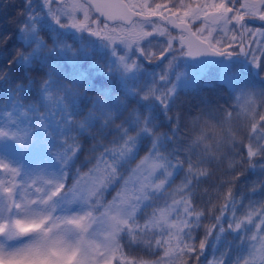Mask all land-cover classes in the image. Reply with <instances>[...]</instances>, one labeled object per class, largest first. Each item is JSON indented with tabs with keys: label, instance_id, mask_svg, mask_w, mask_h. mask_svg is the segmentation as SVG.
I'll return each instance as SVG.
<instances>
[{
	"label": "snow or ice",
	"instance_id": "snow-or-ice-1",
	"mask_svg": "<svg viewBox=\"0 0 264 264\" xmlns=\"http://www.w3.org/2000/svg\"><path fill=\"white\" fill-rule=\"evenodd\" d=\"M52 2L46 0L49 6ZM56 3L65 10L68 25L109 41L131 46L159 33L169 42L178 38L189 54L200 50L231 54L235 46L250 53L253 63L264 56V28L248 23L264 21V0ZM169 26L179 30V37L171 34ZM145 55L154 59L157 54ZM125 66L130 69L134 62ZM97 118L100 124L94 123ZM102 124L120 131L108 137L107 128L101 132ZM172 129L164 133L143 120L136 132H128L112 121V113L97 108L75 115L70 98L62 92L45 90L42 102H26L19 90L12 89L10 100L0 99V153L15 146L23 155L37 141L46 145V151L27 163L0 154V237L11 241L36 234L15 247L0 243V264H198L208 236L218 225V232L239 233L237 243L247 246L243 257L232 264H264V200H249L237 212L242 195L236 196L233 189L242 172L224 177L231 183L214 189L204 203L193 197L194 181L210 172L209 159L226 157L228 169L257 167L256 160L264 156V104L245 96L239 112H226L220 123L194 118L190 127L173 124ZM139 131L149 133L152 143L130 167L127 161ZM165 135L178 145L176 152L161 150ZM85 162L91 166L82 171ZM178 167L187 180L173 187L175 182L168 181ZM69 174L70 184L66 183ZM113 186L115 194L107 199L105 194ZM197 229L203 233L199 239ZM132 245L141 250L130 251ZM224 261L221 253L208 264Z\"/></svg>",
	"mask_w": 264,
	"mask_h": 264
},
{
	"label": "trees",
	"instance_id": "trees-1",
	"mask_svg": "<svg viewBox=\"0 0 264 264\" xmlns=\"http://www.w3.org/2000/svg\"><path fill=\"white\" fill-rule=\"evenodd\" d=\"M33 2V0H0V99L10 100L12 89L19 90L26 102H42L45 90L54 93L62 92L70 98L75 115H87L89 110L97 108L104 113H112V121L126 128L128 132H136L140 122L146 120L155 130L169 133L173 132V124L178 127H190L189 120L202 116L204 112L210 115L213 112L225 113L230 108L232 95L227 83L229 69H226V65L215 71L220 77L219 80H200L197 90L174 91L170 83L172 74L169 73L168 76L165 72H157L152 90L143 95L142 76L149 69L157 68L158 60L146 63L142 61L139 53L133 55L131 48L138 46L137 44L129 46L123 41L112 42L105 38L92 37L88 31H70L60 23L56 13L53 16H45L43 9ZM254 20L253 24L259 25L257 27H264V24H256L262 21ZM175 32L179 34L178 31ZM181 48L185 52L182 42ZM229 51L236 50L231 48ZM234 55L243 57L245 54ZM122 56L125 58L124 61L120 59ZM226 56L214 61L190 58L189 60L198 64H217L226 59ZM137 60L143 63L142 69L136 66ZM131 62H134V67L129 69L125 64ZM251 68L253 67L244 65L240 71L251 73L253 71ZM203 74L201 65L200 73L197 74L198 78ZM41 84H44L43 89L40 87ZM225 106H227L226 109ZM94 123L100 124L101 121L97 118ZM106 128L108 137L120 131L115 127L109 128L108 124H102L101 132ZM140 132L136 135V147L133 154L127 161L130 167H135L147 154L152 143V136L149 133L141 138ZM85 141L89 142V138ZM160 148L162 151L176 152L178 145L165 135L160 141ZM39 149L46 151V145L37 141L28 151L39 152ZM206 163L210 172L194 181L196 191L193 197L198 203H204L208 194L214 189L225 188L231 181L226 182L223 178L236 175V172L243 173L234 182L235 195H242L237 212L241 211L244 203L249 200L254 203L264 200V168L228 169L227 158L222 163L214 160H207ZM256 164L257 167L264 164V156L259 157ZM123 165L124 162H122ZM127 170L125 166V175ZM257 173L262 175L257 177ZM72 179L73 176L69 174L66 183L70 184ZM182 179L186 181L187 176L184 169L178 167L168 183L175 182L173 187H176ZM257 184L260 187L249 191ZM205 189H207L206 192ZM114 194L113 186L105 195L107 199H111ZM227 219L226 216L224 221L226 222ZM218 228L219 225L213 234L208 236L204 255L201 258L207 253L208 257H213L217 245L216 237L232 231L229 229L218 232ZM196 231V239H199L203 234L202 230ZM138 250H141L139 245H132L130 248L132 252ZM142 251L147 253V249ZM140 254L143 255V253Z\"/></svg>",
	"mask_w": 264,
	"mask_h": 264
},
{
	"label": "rangeland",
	"instance_id": "rangeland-1",
	"mask_svg": "<svg viewBox=\"0 0 264 264\" xmlns=\"http://www.w3.org/2000/svg\"><path fill=\"white\" fill-rule=\"evenodd\" d=\"M33 1L35 5L43 9V13L45 16L46 15L53 16L56 13L58 19H60L61 21L60 23L64 24V27L66 29L70 31L78 30L76 28H73L71 25L67 24L66 12L61 5L56 3V0H53L51 6H49L46 3V0H33ZM258 21L261 20L258 19ZM253 22H255L254 19L248 21L250 27L259 26L253 24ZM192 23L195 26H199V22L197 21H194ZM256 24H264V21H262V23H256ZM257 28H264V27H257ZM169 30L171 31V34L173 36L179 37L180 33L178 34L177 32L171 30L170 28ZM89 33L90 36L92 37L102 38L94 35L91 32ZM213 35L216 39H220L219 33H214ZM117 41L122 42L119 40ZM177 43H179V45ZM133 44H137L138 46H134V48H131V52L133 53V55L135 53L136 55L137 53H139L138 55L140 56L143 62L152 63L154 62V60H158L157 68L149 69L145 73V75L142 76L143 95L148 94L152 90L154 81L156 79L155 77L157 76V72H165L166 75L168 76L169 73L172 74V78H170V83L172 84L174 91L190 90V89L197 90L199 87L200 80H207V79L213 81L219 80L220 77L217 75L215 71L219 70L220 67L222 69L224 65H226V69H229V77L227 78V83L230 88V93L232 95V101L230 102L231 105L230 108L227 109L225 113L228 111H231L233 113L239 112L240 99L245 96L254 97L258 100V102L264 104V56L261 57V60L259 61L258 64L253 63L250 53H245L243 57L231 54L226 56L227 57L226 59L222 60L221 62H218L217 64L216 63L198 64V63H192L191 60H189L185 52L182 50L181 41L178 38L169 42V39L166 35L154 33L151 36L144 38L140 42ZM141 48H143L145 51L144 52L140 51ZM232 49L237 50L238 47L234 46ZM145 52H152L157 54L156 58L149 59L148 56L145 55ZM160 52H163L162 56L158 55ZM136 64L137 67L141 69L143 68V63L141 62V60H137ZM201 65H202V69L204 70V74L200 78H198L197 74L199 75L200 73ZM244 65L249 67L252 66L253 68H251V71L252 70L253 71L252 72L250 71L251 73L240 71V68ZM226 108L227 106H225V109ZM225 113L213 112L212 115H210L208 112H204L202 116H199L198 118L207 119L215 123H220ZM189 122L191 126L192 120H189ZM147 134L148 133L145 131L140 132L141 138H143ZM138 139H140L139 135H138ZM85 143L87 142L85 141ZM44 153H45V149H39V152L27 151L26 153L21 155V150L13 146L12 150H8L0 154L7 156L9 159L13 160L14 162L19 161L22 163H27V160L30 159L33 155H43ZM225 158L226 157H222L221 160H219L220 163H222ZM81 159H83L82 156ZM209 160H214V159H209ZM214 161L217 162V160ZM217 165L219 164L217 163ZM88 166L90 165H87L86 162L81 165V167H83L82 169H87ZM260 168L262 167L258 166L255 168V170ZM258 173H257V177L262 175ZM60 207L62 208L63 205L61 204ZM35 238H36V234H31L29 236H25L19 239H14L11 241L5 240L3 237H0V243H4L7 247H15L24 243L27 240L35 239ZM216 239H217V245L213 257H217L221 253H224L225 255L224 264H232V262L237 257H243V255L247 252V246L245 244L237 243L239 239V233L229 231V234L218 235ZM203 255H201V257ZM201 257L198 264H208V260L210 258H213V257H208V253L203 258Z\"/></svg>",
	"mask_w": 264,
	"mask_h": 264
},
{
	"label": "water",
	"instance_id": "water-1",
	"mask_svg": "<svg viewBox=\"0 0 264 264\" xmlns=\"http://www.w3.org/2000/svg\"><path fill=\"white\" fill-rule=\"evenodd\" d=\"M169 28L171 29V27L169 26ZM175 31H178V29H173ZM184 49H185V54L187 55L188 58L190 59H195V60H209V61H214V60H220L222 59L223 57H225L226 55H229L228 53H217V52H213V51H210V50H200L198 52H196L195 54H189V50L187 48L186 45H184ZM231 54H241V55H244L245 53L244 52H241L239 50V48L235 51V52H232V51H229Z\"/></svg>",
	"mask_w": 264,
	"mask_h": 264
}]
</instances>
